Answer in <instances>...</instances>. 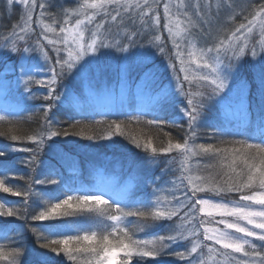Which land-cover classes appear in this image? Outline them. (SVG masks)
<instances>
[{
	"label": "snow or ice",
	"instance_id": "obj_1",
	"mask_svg": "<svg viewBox=\"0 0 264 264\" xmlns=\"http://www.w3.org/2000/svg\"><path fill=\"white\" fill-rule=\"evenodd\" d=\"M4 8L10 21L13 10L19 15L9 24L0 16V94L15 95L18 107L32 111L26 119H37L38 126L27 130L24 119L7 110L0 114V138L11 141L0 144V192L23 198L0 200V264H25V228L47 250H34L32 264H63L65 259L69 264H264V0H195L191 10L185 0H77L68 7L57 0H4ZM157 54L171 72L166 83ZM105 58L114 63L102 66ZM246 60L251 82L239 75ZM106 71L114 72L122 89L134 91L140 103L133 111L112 113L115 119H88L93 113L85 105L93 106L79 89L91 94ZM133 71L137 78L131 83ZM69 78L78 89L64 84ZM217 97L235 101V111L226 105L219 122L208 119L209 101ZM27 101L41 103L27 106ZM58 114L67 120H57ZM234 118L242 131L229 129ZM202 123L213 131L198 142ZM166 127L182 129V140ZM235 135L244 138H223ZM69 137L110 148L121 146L115 137H122L153 158L165 157L169 167L153 177L141 163L131 174V190L103 183L73 187L55 163L44 159L63 158L61 145L70 143ZM201 156L209 162L191 163ZM17 165L29 170L25 189L6 182ZM169 175L175 178L165 180ZM34 185L56 189L38 192ZM208 192L238 194V200L210 201L200 195ZM30 198L47 207L33 214ZM69 208L94 212L95 219L87 227L42 223L77 214L61 212ZM200 214L233 219L218 221L221 229L208 227ZM163 222H169L163 232L137 235L162 229Z\"/></svg>",
	"mask_w": 264,
	"mask_h": 264
},
{
	"label": "trees",
	"instance_id": "obj_2",
	"mask_svg": "<svg viewBox=\"0 0 264 264\" xmlns=\"http://www.w3.org/2000/svg\"><path fill=\"white\" fill-rule=\"evenodd\" d=\"M72 6H74V4L71 3ZM53 11H56V9H52ZM161 11V26L163 25L164 21H163V11L162 8L160 9ZM162 32L164 37H167V32L163 31L162 28ZM168 49H169V54H170V50H171V44L168 43ZM155 51V50H153ZM159 61L156 60V65H161L160 60H164L163 57L159 56ZM174 59V58H173ZM166 61V60H165ZM107 64V63H106ZM167 61L165 63L164 66H166ZM192 69H195V65H191ZM170 71V70H169ZM178 71V69H177ZM136 72L133 71L130 74L129 80L131 83H134L136 78H134V74ZM181 78L183 77V74L181 73ZM240 77L241 78H247L250 82L253 78V73L251 71V66L250 64L246 61L241 65V69H240ZM170 76H171V72H170ZM170 76L168 78H170ZM164 77L166 78V76L164 75ZM164 79V82H167V79ZM101 80H102V85L104 87H106L108 90L115 88L114 90L117 92H115L116 94H120V91L125 93V95H128V93H133V92H129L127 89H122V87L117 83V78L115 76V73L112 71H106L102 76H101ZM64 84L67 85L68 88L73 87V80H71V78H69L68 80L64 81ZM78 89V88H75ZM196 87L195 84H193V91H196ZM42 91V90H41ZM255 91V87L253 86V92ZM110 93V92H108ZM224 94H221V97H223ZM221 97H217L216 101H209V106L211 108V112L210 115L208 116L209 120H216V121H220V114L223 112L224 107L226 105H231L232 107L235 106V101L233 98L228 97L226 99L221 100ZM253 99H255L253 97ZM147 102V100H144ZM127 106L125 109H122L123 111H133V109L139 104L137 99H134L133 101L127 99L126 100ZM41 101H27L26 105L27 106H36L38 107L40 105ZM145 104V103H144ZM255 106V105H254ZM25 105H20L18 107V102L16 105V108H14V110H7L8 113L13 114L14 118H18V119H24L25 120V124L24 127L27 130H32L37 128L38 126V120L37 119H33V120H27L26 117L32 115V111H25L24 110ZM5 110L6 109H0V114H5ZM34 110V109H33ZM73 112H76L75 109H72ZM85 111L86 112H92L93 114L90 115L88 117V119H104V118H112L115 119V115H112V113L120 111H108V110H102V109H88L85 107ZM101 113H108V116L106 117L105 115H102ZM76 118L77 119H82V117L79 115V113H76ZM121 119H124L123 116L120 117ZM145 118H150V117H145ZM57 120L60 121H65L67 120V116L64 114H58L56 117ZM237 123H235V125L232 127V125H229V129L231 131H242L243 127L241 125V121L238 119L236 121ZM65 127L67 126V124L64 125ZM165 131L169 132L174 138L176 139H181L183 137V131L182 129H177L174 127H166L164 129ZM212 129L207 128L203 123L201 124V139L198 140V142H205L203 135L204 133H209L212 132ZM153 135H157V133L154 131L152 133ZM161 139H163L165 142L167 140L166 137H163L162 133H159ZM224 139H242L244 137L239 136V135H235V136H225L223 137ZM58 139H65V138H58ZM68 141H70V143L68 144H62L61 145V152L62 155L64 156H68L74 160H77L80 164V169L74 170V169H67L63 163L60 162L59 157L54 156V155H48L45 156L44 159L47 160H51L53 163L56 164L57 169L62 173L64 180L71 184L73 187H80L81 185L91 188L93 186L98 185V171H99V167L98 164L100 162H112V163H118L121 167L122 170L125 173V176L123 178L124 181H128L131 177H132V173L134 172V170L138 167V163H144L145 166L150 167L152 169V174L153 177H158L161 175V169L169 167V165L166 163V158L165 157H156L153 158L151 155V152H145L142 149H135L133 145L129 144L126 140H124L122 137H115L116 140H118L120 142L119 147L117 148H110V147H103V146H87L89 144L88 141L86 140H81L78 137H69L66 138ZM75 142V143H71V142ZM11 143V141H8L4 138H0V144H8ZM103 143V142H102ZM31 146V145H28ZM154 146L159 147V141H156V143L154 144ZM138 153V155H137ZM29 154L27 153H17L14 154V156H28ZM173 155H175V153H173ZM3 159V158H0ZM155 159V163H151V161ZM197 162H200L201 164H204L206 162H209V158L206 156H201V157H196V159L193 161L194 164H196ZM213 163H215V161H212ZM101 164V163H100ZM130 166V168H129ZM13 173H17L18 175H12ZM123 173V175H124ZM29 174V170L17 165V167L12 168L9 170V177L7 179V183L9 184H14V185H18L21 189H25L28 187L27 184V176ZM20 176L25 177V179H21ZM170 178H175L173 175H169L167 177H164L165 180H169ZM157 184H162L163 180H157L156 181ZM34 190L38 191V192H44V191H48V192H54V190L56 189L55 185H50L47 188H45L44 186L41 185H34ZM139 195H143V193H140ZM201 196H210V195H215L220 197L221 200L224 201H228V202H232V201H236L238 200V194H209L208 193H201ZM45 199H47V197H45ZM0 200H6L9 202H22L23 198L22 197H16V196H11L9 194L0 192ZM30 212H32L33 214L35 212H38L40 210H43L45 207H47V205L44 203L43 200L40 199H36L34 202L32 200V198H30ZM199 207V206H198ZM63 211H69V212H73L75 211L77 214L76 215H71V216H64V215H60L57 217V219L55 220H51V221H44L42 223L44 224H49V225H61V224H67L69 225V227H74V226H81V227H87L89 226L92 221L95 219V213L94 212H89L86 209L82 208L80 210H77L75 208H69V209H61V212ZM201 215V214H200ZM12 219V218H9ZM130 219H135V218H130ZM15 224H23V221H14ZM29 223H41V222H32L29 220ZM164 223V228L162 229H146L145 232L142 233H137L138 236L145 238L147 237L148 233L150 231H161L163 232L164 230H166L167 228V224L169 222H163ZM203 237L201 236V239ZM23 243L26 246V248L28 249V255L24 258V262L25 264H32V261L34 260V250L35 251H39V252H47L46 249H40L39 246L36 244L35 241V237L32 235V233L30 231H28L26 228L24 229L23 232ZM206 244H209V241H205ZM48 255L53 256L54 254L52 253H48ZM57 260L60 259V257H56ZM63 264H69V262L65 259ZM135 264V262H134ZM151 264V262H150ZM173 264V263H172ZM175 264V263H174Z\"/></svg>",
	"mask_w": 264,
	"mask_h": 264
},
{
	"label": "rangeland",
	"instance_id": "obj_3",
	"mask_svg": "<svg viewBox=\"0 0 264 264\" xmlns=\"http://www.w3.org/2000/svg\"><path fill=\"white\" fill-rule=\"evenodd\" d=\"M57 2L59 4H64L66 7H68V6H72L71 3L74 4V6H75L77 3V0H57ZM178 2H179V0H174V3H178ZM185 3L189 4L190 10H191V5H193L195 3V0H185ZM201 3H203V0H201ZM18 15H19V11L13 10V13H12L13 20L12 21L8 20L7 19L8 13L4 8V0H0V16H3L2 23L9 24V23L13 22L18 17ZM238 22H239V18H237V23ZM159 56H160L159 54L156 55V60H158V61L160 58ZM110 62H111L110 58H105L104 60H102L101 64L103 66L106 63L108 64ZM111 63H114V62H111ZM160 63L162 65V67L160 65H157V67L159 68V71H160L163 79H166L170 76V71L166 68V66H164L166 63L165 60H160ZM177 69L179 71V64H177ZM164 75L166 76V78L164 77ZM136 77H137V73L134 74V78H136ZM75 88H79V85L73 81V87H70L69 89H75ZM114 89L115 88L108 90L106 87H104L101 84V85H99L98 89H94L91 94H89L87 89H79V90L83 92V98L89 100V102L93 106L92 108H88V106L85 105V107L88 109H93V110L102 109V110H108V111L122 110V109H125L127 106V103H128V102H126L127 99H129L131 101H133L134 99H137L138 103H140L139 97H137L133 93H128V95H125V93L120 91V94L118 95V94H116L117 92ZM108 92H110V93H108ZM17 102H18V100L15 97V95H13V94H0V109H6L9 111L14 110V108H16ZM143 103L147 104L146 101H144ZM232 108H233V111H235V106ZM237 120H238V118L233 119V121L231 123L232 127L235 125V123H237L236 122ZM195 159H196V157H194L192 159L191 163H193V161ZM59 160L61 163L64 164V166L67 169H74V170L80 169L79 162L77 160H74V159L68 157V156L63 155V158L59 157ZM100 163L98 164V167H99L98 184L103 183V184L107 185L108 187H118L121 190L134 189L135 181H134L133 177H131L128 181H124L123 178L125 176V173L122 170V167L118 163H112V162H100ZM141 163H138V166ZM144 166H145V164H144ZM129 168H130V166H129ZM123 173H124V175H123ZM171 179H173V178H170L169 180H171ZM209 194H211V192H209ZM212 194H215V193H212ZM206 198H208L210 201H224V200H221L220 197L215 196V195L206 196ZM224 202H228V201H224ZM254 207H259V206L254 205ZM201 218L210 222L209 224H207L208 227H218L221 229L224 228V224L217 223L218 221H220L222 219L231 221L233 219L232 217H220V216H216V215L209 217V216H203L202 214H201ZM202 232H203V229L201 228V233ZM233 235H236V234L233 233ZM255 243H259V241H255ZM209 244H211V241H209ZM216 247L219 248V245H216ZM204 251L207 254V250L204 249ZM172 263L173 264L174 263L175 264H183V262H178L175 260H172Z\"/></svg>",
	"mask_w": 264,
	"mask_h": 264
}]
</instances>
